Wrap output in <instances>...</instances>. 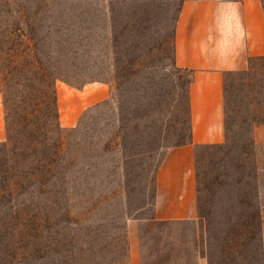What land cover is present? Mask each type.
Instances as JSON below:
<instances>
[{"label": "rangeland", "instance_id": "374dc122", "mask_svg": "<svg viewBox=\"0 0 264 264\" xmlns=\"http://www.w3.org/2000/svg\"><path fill=\"white\" fill-rule=\"evenodd\" d=\"M181 1L0 0V145L8 106L36 111L0 153V264H264V59L225 77L223 144L194 148L195 220L133 226L154 218L167 151L189 144ZM102 85L67 126L69 93Z\"/></svg>", "mask_w": 264, "mask_h": 264}, {"label": "crops", "instance_id": "0c3cea01", "mask_svg": "<svg viewBox=\"0 0 264 264\" xmlns=\"http://www.w3.org/2000/svg\"><path fill=\"white\" fill-rule=\"evenodd\" d=\"M173 57L178 68L190 73V143L167 151L155 176L154 218L134 227L178 230L179 223L195 220L194 148L223 144L225 77L264 57L261 0H182L173 30ZM108 93L105 85L70 92L74 104L66 125L71 126L85 107L103 102Z\"/></svg>", "mask_w": 264, "mask_h": 264}, {"label": "trees", "instance_id": "16d2710c", "mask_svg": "<svg viewBox=\"0 0 264 264\" xmlns=\"http://www.w3.org/2000/svg\"><path fill=\"white\" fill-rule=\"evenodd\" d=\"M258 59H264V57L258 58ZM254 61V59H252L249 62V66L247 69H249L251 67V63ZM173 66L178 69V70H183L178 68L175 65L174 62V57H173ZM187 71V70H184ZM246 71V70H245ZM189 72V71H187ZM244 72V71H241ZM190 74V73H189ZM7 78V76H5V78L3 80H5ZM45 78H42V80L45 81ZM40 80V79H37ZM30 84L29 87L32 86L33 81L29 80ZM189 85H190V80L187 83V89H186V99H187V114H188V121H189V129H188V138H187V143H190V113H189V102H188V89H189ZM9 97L8 98H14L15 94L13 92L10 91L9 93ZM7 101V100H6ZM51 105H52V111H53V116L54 119L58 122V111H57V103H56V95L54 93V91L52 90V96H51ZM21 103H23V100L21 101ZM105 103V102H103ZM27 106V105H26ZM6 125H7V138H6V142L1 144L0 147H2V149L0 150V153L2 154L1 156H5L6 151H8V143L11 145L12 141L14 140V137H18V138H22V139H27L29 136L32 135L31 132V127L33 122H31L32 118H34L35 116V110L34 107H30V106H20L19 103H16L13 105V107L8 106V108H6ZM59 127V126H58ZM19 143H21L19 141Z\"/></svg>", "mask_w": 264, "mask_h": 264}]
</instances>
